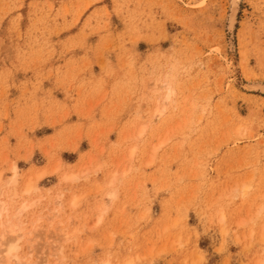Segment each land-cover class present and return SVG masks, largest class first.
I'll return each mask as SVG.
<instances>
[{
	"label": "rangeland",
	"instance_id": "374dc122",
	"mask_svg": "<svg viewBox=\"0 0 264 264\" xmlns=\"http://www.w3.org/2000/svg\"><path fill=\"white\" fill-rule=\"evenodd\" d=\"M229 1L0 0V264H264V0Z\"/></svg>",
	"mask_w": 264,
	"mask_h": 264
},
{
	"label": "bare ground",
	"instance_id": "6f19581e",
	"mask_svg": "<svg viewBox=\"0 0 264 264\" xmlns=\"http://www.w3.org/2000/svg\"><path fill=\"white\" fill-rule=\"evenodd\" d=\"M240 1L241 0H230L229 1V9H228V13H227V25H228V28H229V31L232 33L233 31H234V28H235V25H236V22H237V16H238V13H239V7H240ZM252 87L254 88V91L256 90V91H259L260 93H262V94H264V83H256V84H254V85H252ZM16 172V171H15ZM26 192H28V190L26 191ZM2 194L0 193V196H1ZM26 208L27 207H25V206H23V207H21L19 210H18V212H17V214H16V216L15 217H18V216H20L25 210H26ZM2 210H5V205L2 203V201H0V213L2 212ZM15 226V225H14ZM12 226H10V229H11V231H9V233L10 234H16L17 233V231H15L13 228H17V227H12ZM20 228V227H19ZM14 230V231H13ZM12 231H13V233H12ZM6 236H4V238H5ZM3 238V237H2ZM5 240V239H4ZM10 248H13V247H10ZM9 248V250H11ZM8 250V251H9ZM13 250V249H12ZM11 250V251H12ZM10 252V251H9ZM7 254H8V252H7ZM106 264H108V263H106Z\"/></svg>",
	"mask_w": 264,
	"mask_h": 264
}]
</instances>
